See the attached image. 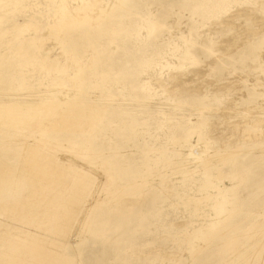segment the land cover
<instances>
[{
  "label": "rangeland",
  "instance_id": "374dc122",
  "mask_svg": "<svg viewBox=\"0 0 264 264\" xmlns=\"http://www.w3.org/2000/svg\"><path fill=\"white\" fill-rule=\"evenodd\" d=\"M90 1L0 0V264H264V0Z\"/></svg>",
  "mask_w": 264,
  "mask_h": 264
},
{
  "label": "bare ground",
  "instance_id": "6f19581e",
  "mask_svg": "<svg viewBox=\"0 0 264 264\" xmlns=\"http://www.w3.org/2000/svg\"><path fill=\"white\" fill-rule=\"evenodd\" d=\"M91 1H92V0H91ZM91 1H90V2H88V3H91ZM94 2H95V1H94ZM97 2H98V1H97ZM83 3H84V2H83ZM92 3H93V2H92ZM92 3H91V4H92ZM84 4H85V3H84ZM93 5H94V3H93Z\"/></svg>",
  "mask_w": 264,
  "mask_h": 264
}]
</instances>
